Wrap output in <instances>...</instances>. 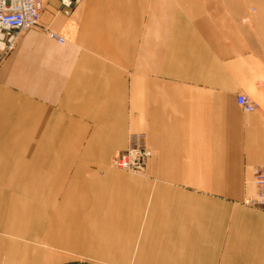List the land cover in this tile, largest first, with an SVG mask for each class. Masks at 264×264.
I'll return each instance as SVG.
<instances>
[{
  "label": "crops",
  "instance_id": "0c3cea01",
  "mask_svg": "<svg viewBox=\"0 0 264 264\" xmlns=\"http://www.w3.org/2000/svg\"><path fill=\"white\" fill-rule=\"evenodd\" d=\"M43 4L66 41L0 56V264H264V0Z\"/></svg>",
  "mask_w": 264,
  "mask_h": 264
},
{
  "label": "built area",
  "instance_id": "2783aa9c",
  "mask_svg": "<svg viewBox=\"0 0 264 264\" xmlns=\"http://www.w3.org/2000/svg\"><path fill=\"white\" fill-rule=\"evenodd\" d=\"M59 12L70 15L74 7L83 0H60ZM43 0H0V56H5L16 47L22 33L40 28L46 35L59 43L66 41L65 35L53 30L41 22ZM247 21V18L244 19ZM237 104L246 112L254 113L259 105L245 94H239ZM153 155L146 135L132 133L126 150L117 153L113 166L129 171H144ZM255 190L245 197L243 203L251 207L264 208V165H258L253 170Z\"/></svg>",
  "mask_w": 264,
  "mask_h": 264
},
{
  "label": "rangeland",
  "instance_id": "374dc122",
  "mask_svg": "<svg viewBox=\"0 0 264 264\" xmlns=\"http://www.w3.org/2000/svg\"><path fill=\"white\" fill-rule=\"evenodd\" d=\"M57 14H59V13H57ZM52 13H44L43 14V20H44V17H48L47 18V20L46 21H48V20H50L51 18H52ZM44 24V23H43ZM45 25V24H44ZM47 25V24H46ZM47 26H49V25H47ZM33 30H38V31H41V32H43V33H45L42 29H40V28H35V29H33ZM27 32V31H26ZM25 33V32H24ZM46 34V33H45ZM224 101H226V99H223ZM259 109V108H258ZM136 133H140V132H136ZM146 139H147V137H146ZM147 141H148V139H147ZM149 146H150V144H149ZM151 147V146H150ZM151 149H152V147H151ZM152 151H153V149H152ZM149 165V164H148ZM148 168V167H147ZM146 168V169H147ZM146 169H144V171H142V172H132V173H134V174H143L144 172H145V170ZM211 180V184H212V181L214 180V183H215V181L217 180V179H210ZM247 181L248 182H252V184H254L253 183V176L250 178V176H249V180L247 179ZM225 183H226V185L227 186H232L234 183H235V179H233V178H226L225 179ZM254 190H255V186H254ZM254 191H250L249 193H248V195L249 194H252ZM245 199V197L243 198V200ZM252 208H254V209H259V210H264V208H262V207H252Z\"/></svg>",
  "mask_w": 264,
  "mask_h": 264
}]
</instances>
